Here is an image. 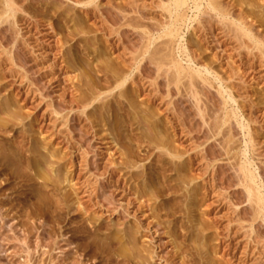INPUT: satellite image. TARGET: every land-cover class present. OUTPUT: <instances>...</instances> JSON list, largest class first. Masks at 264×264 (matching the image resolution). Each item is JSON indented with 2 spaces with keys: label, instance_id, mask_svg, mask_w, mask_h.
I'll use <instances>...</instances> for the list:
<instances>
[{
  "label": "rangeland",
  "instance_id": "374dc122",
  "mask_svg": "<svg viewBox=\"0 0 264 264\" xmlns=\"http://www.w3.org/2000/svg\"><path fill=\"white\" fill-rule=\"evenodd\" d=\"M18 1L0 20V264H264V219L237 176L248 165L264 199V47L188 0L168 49L212 66L200 112L166 73L126 98L95 67L143 49V27L169 21L161 0ZM218 1L253 10L264 39V0ZM115 10L129 19L103 30Z\"/></svg>",
  "mask_w": 264,
  "mask_h": 264
},
{
  "label": "bare ground",
  "instance_id": "6f19581e",
  "mask_svg": "<svg viewBox=\"0 0 264 264\" xmlns=\"http://www.w3.org/2000/svg\"><path fill=\"white\" fill-rule=\"evenodd\" d=\"M1 1H2V7H0V8H2L3 11L0 10L1 11L0 20L9 21L12 23V19H13V21H15V16L17 14V11L22 6L20 7L18 5V2H19L18 0H1ZM72 1L74 3H77V4L81 3L79 0H72ZM203 1H205V2L207 1L206 6L208 7V9L211 10L210 12L214 11L215 14L218 15V18L220 19V21L228 28V31L231 32L235 38H238L242 42L243 37H245L247 42L254 44V46L257 42H259V44L264 47V39L262 37H260L257 34V32H255V23H253L252 19H250V14L254 13L253 10L248 9L246 12L244 11L245 13L242 11L238 15H235L234 12L230 8L224 7V5L220 4L221 1L216 2L217 0H215V1H212V0H209V1L208 0H194L195 8L198 10V12L201 9ZM95 2H96L95 0H90V3L95 4ZM161 2H163V3H162V6H160V7H162V9L166 10L170 14L169 15L170 16L169 21L167 23H162L161 25L158 23L159 25L158 24L154 25V28H153V26H149L150 23H148V25H145V27H143V29L141 31L143 42L140 46V47H143V49L142 50L139 49L140 51L136 50L137 55L130 57V58H122L121 57L120 61H118V60L116 61L115 60L116 58L114 59V57L113 58L109 57L108 59H105V60L98 59V61H97L98 63L96 64L95 67L98 71L104 72L103 73V74H105L104 76L107 77L105 79V81L108 83H111L112 86H114L113 89L114 90L118 89L119 95H121V96L124 95V96H126V98H128L131 95V90L129 89V85H127L128 82L131 81V83H135L136 82L135 78L140 77V78H148L152 84H157L158 75H161V73H163L165 75V73H166L168 76V78H166V80H167L166 84L169 87H170L171 83H174L177 88H179V85H183L184 88L186 87L187 91L188 92L190 91L191 95L194 97L193 99L195 100V103H196L195 107L196 106L198 107L197 110H199L200 112H203V111L205 112V109L201 108L203 106V104L201 105V103H203L204 101L201 102L202 99H200L198 97V93H200V91L198 89L194 90V88L196 89L197 87H199L198 86V84H200L199 81L205 85L211 84L210 76L214 74V70L212 69V66L209 65L210 63L207 64L204 62L201 63V65H199V63L202 62V59L197 60L194 57H191L190 55H188V62L189 63H187L188 66L185 67L181 61L176 60V58H175L176 56L174 57L171 50L168 49V48H170V46L168 47V45L173 44L174 43L173 41H175V38H177V37L183 38V36L181 35V32H182L181 25L183 23H185L186 19H187L184 10H185V6H187L188 0H167V1L161 0ZM193 8H194V5H193ZM173 9L175 10L174 20L172 19ZM208 12L209 11L207 10V13ZM126 14H123L122 11H116V12H112L110 14L105 13L104 18L102 19V21H104L102 29L103 30L107 29L109 32V30L111 28L108 25L109 22H112L113 20H117V19L128 20L129 18L127 19ZM3 21H2V23H3ZM187 21H188V19H187ZM126 22H128V21H126ZM157 25L160 26L158 29H157ZM128 26H130V24ZM47 27L50 29H53V27L50 26V24H49V26L47 24ZM161 29L163 30L164 34L161 33L162 35H159L158 37L159 38L164 37V39L160 41V44H165V45H163L164 47H162V48H160L161 46H157L159 42L157 43V35H156L157 31H160ZM112 30H114V28ZM225 30H226V28H225ZM113 32L114 31L111 32L112 35H113ZM139 32H140V30H139ZM171 42H173V43H171ZM246 47H249V45H247ZM172 48H173V45H172ZM258 48H259V46H258ZM184 49H186V47ZM106 50L107 49L105 48L103 52H105L107 54ZM173 50L174 49H172V51ZM261 50H262V48H261ZM262 52H264V51H262ZM119 58H120V56H119ZM179 60H181V59H179ZM168 73H170V76L168 75ZM217 79H219L221 81L219 87H220L222 93L223 92L227 93V90L223 86V82H222L223 79L221 77H217ZM199 88L201 89V87H199ZM113 89H112V87H109L108 90L111 91ZM181 89L182 88L180 87V90ZM133 90L135 91L136 88H134ZM184 91L186 92V90H184ZM186 94H189V93H186ZM182 96H183V93H182ZM226 97H228V96L226 95ZM100 98H101V93L99 92V94L97 95V97L95 99L99 100ZM188 98H189V96H188ZM229 98L231 100L234 99V97L231 94H229ZM88 102L90 103V101H88ZM130 105L132 106L133 104H130ZM199 105H201V107ZM103 116H105V113L102 114V117ZM214 121L210 124V126H213L212 124L215 123ZM205 123H206V120H205ZM216 124H217V122H216ZM218 124H219V122H218ZM213 127L216 128L215 125ZM214 134H216V133H214ZM105 141L109 142V139L106 138ZM224 145H225V142H224ZM157 148L160 149V152L163 151L164 154L169 153L171 158L173 157V158H178V159L180 158L181 159L185 155L184 153H180L179 151L174 150L171 147V145L163 139H161L157 143ZM244 152H247V151H244ZM170 160L172 161V159H170ZM185 161H188L187 158ZM133 176L135 179H139L140 174H139V172H133ZM237 176H239L238 178H240L239 179L240 184H242L244 186V189L246 192V197H247L248 201L251 203L250 205L253 207L255 216L256 217L261 216L264 219V199H263L261 192H260V186L257 184L256 175L249 168V166L245 164V165H241L239 167ZM225 255L226 254H224L223 256H225Z\"/></svg>",
  "mask_w": 264,
  "mask_h": 264
}]
</instances>
